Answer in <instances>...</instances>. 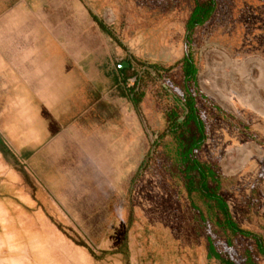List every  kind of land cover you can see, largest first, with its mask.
<instances>
[{"label":"rangeland","instance_id":"rangeland-1","mask_svg":"<svg viewBox=\"0 0 264 264\" xmlns=\"http://www.w3.org/2000/svg\"><path fill=\"white\" fill-rule=\"evenodd\" d=\"M201 1L72 0L74 17L86 6L89 14L113 24L122 55L131 54L134 71L142 77L137 168L134 174H123L128 157L122 154L121 179L112 183L96 174V166H90L88 174L85 167L69 166L72 189L63 191L65 197L49 198L44 213H34L41 229L30 235L46 238L51 231L54 238L68 239L83 250L87 264H221L208 256V236L236 264H264V256L256 254L247 261L245 251H256L253 237L233 236L227 243L199 193L186 190L174 138L160 137L169 125L167 113L184 101L189 85L185 60L190 59L197 80L189 89L207 127L198 157L214 163L220 173L221 194L233 221L264 238V152L249 146L247 161L236 156V147L249 142L264 151V0H214L210 18L191 33L187 21ZM151 64L166 70L155 72ZM228 158L233 159L231 168L224 163ZM16 216L24 215L11 218ZM14 230H4L2 238L10 233L16 243V238H28L27 230ZM126 240L128 257L110 252ZM25 248L3 246L0 257L19 258ZM52 252L54 259L65 257L76 264L62 250ZM32 257L34 264L44 263L37 253ZM0 264H5L2 259Z\"/></svg>","mask_w":264,"mask_h":264},{"label":"crops","instance_id":"crops-1","mask_svg":"<svg viewBox=\"0 0 264 264\" xmlns=\"http://www.w3.org/2000/svg\"><path fill=\"white\" fill-rule=\"evenodd\" d=\"M72 11V0H0V139L9 152H0V248L26 247L19 258L0 257L5 264H34V253L45 258L41 264H69L54 259L56 249L87 264L68 239L51 231L46 238L30 235L41 229L34 213L72 189L69 166L85 167L87 174L96 166V174L115 183L124 154L123 174L136 172L131 54L122 55L113 24L86 6L75 17ZM249 146L264 152L244 143L236 147L237 160H248ZM232 160L224 163L231 168ZM13 229L27 230L28 238H2Z\"/></svg>","mask_w":264,"mask_h":264},{"label":"trees","instance_id":"trees-1","mask_svg":"<svg viewBox=\"0 0 264 264\" xmlns=\"http://www.w3.org/2000/svg\"><path fill=\"white\" fill-rule=\"evenodd\" d=\"M214 8V0L198 2L187 21V30L192 33L195 27L204 24L210 18ZM185 64L186 80L189 85L185 90L184 101L181 103L182 105L179 103L176 104L167 113L169 125L161 133L160 137L163 138L165 134H171L174 138L179 175L184 182L186 190L190 195L194 192L199 193L202 202L207 206L208 215L227 235V243L231 244V238L238 235L254 238L256 251L254 253L245 251L247 261L251 263L254 254L264 256V238L253 235L248 230L239 227L233 221L227 200L221 194L222 177L220 173L215 168L214 163L203 161L198 157L197 151L201 149L207 139V127L200 109L197 106L195 93L189 89L191 83H195L197 80V68L190 59H186ZM149 68L158 73L166 70L157 64H151ZM131 76H137L136 84L131 92L134 101L140 104L144 96V90L141 87L143 80L135 71L131 72ZM135 87L137 89L136 91H134ZM182 115L185 116L180 120ZM0 152L6 157L9 156L8 149L4 146L1 139ZM57 225L60 229H63L59 223ZM78 244L86 246L84 242H78ZM207 248L210 258L219 260L221 264H236L230 256L217 249L210 236L207 237ZM110 252H122L128 257V241H124L120 248ZM102 254H105V251ZM93 255L97 259L99 258V255L95 253Z\"/></svg>","mask_w":264,"mask_h":264}]
</instances>
